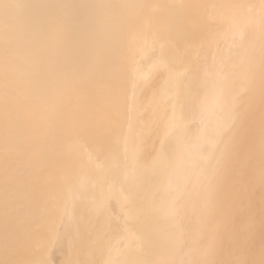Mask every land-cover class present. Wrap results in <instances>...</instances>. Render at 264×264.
<instances>
[{
	"label": "bare ground",
	"instance_id": "6f19581e",
	"mask_svg": "<svg viewBox=\"0 0 264 264\" xmlns=\"http://www.w3.org/2000/svg\"><path fill=\"white\" fill-rule=\"evenodd\" d=\"M0 264H264V0H0Z\"/></svg>",
	"mask_w": 264,
	"mask_h": 264
}]
</instances>
